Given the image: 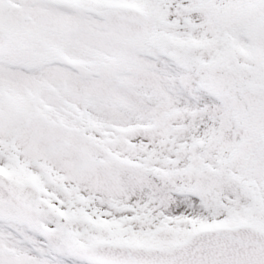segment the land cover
Segmentation results:
<instances>
[{
    "label": "snow or ice",
    "instance_id": "1",
    "mask_svg": "<svg viewBox=\"0 0 264 264\" xmlns=\"http://www.w3.org/2000/svg\"><path fill=\"white\" fill-rule=\"evenodd\" d=\"M0 264H264V0H0Z\"/></svg>",
    "mask_w": 264,
    "mask_h": 264
}]
</instances>
